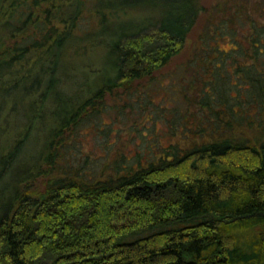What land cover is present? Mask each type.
Masks as SVG:
<instances>
[{"label":"trees","instance_id":"16d2710c","mask_svg":"<svg viewBox=\"0 0 264 264\" xmlns=\"http://www.w3.org/2000/svg\"><path fill=\"white\" fill-rule=\"evenodd\" d=\"M85 1L94 23L79 29ZM202 13L188 76L172 70L168 106L149 110V83ZM82 36L103 43L105 72L48 117L59 64ZM139 88L152 132L142 148L116 151L108 172L68 152L109 99ZM2 131L0 264H264V0H0Z\"/></svg>","mask_w":264,"mask_h":264},{"label":"rangeland","instance_id":"374dc122","mask_svg":"<svg viewBox=\"0 0 264 264\" xmlns=\"http://www.w3.org/2000/svg\"><path fill=\"white\" fill-rule=\"evenodd\" d=\"M217 1L218 0H199L201 5L207 7L215 4ZM89 5L90 4L87 3V1L84 2V10L80 14V19H78V21H80L79 29H88L94 23V14L87 8ZM133 12L135 13L134 10H131L128 15L136 18L138 14H134ZM148 15L150 16L151 14L149 13ZM204 19L205 13H202L197 23L188 33L182 51L174 57L170 65L166 67L160 75H158L159 79L157 82L149 83L147 90L149 92V96L154 100L153 105H147L149 110H155V105L164 108L167 105L166 102L169 101L165 97H168L169 93L171 96L173 95L174 90L172 88H175V85L169 79V75H174L169 74L173 72L172 70L183 64V66H181L182 68L176 70L178 71L176 75L182 74L181 76L183 77L188 76L189 69H187V63L185 62L189 60L197 50L199 34L206 23L204 22ZM82 37L79 38L80 40L74 45L75 50L68 51L65 57L66 63H62V66L61 63L59 64L60 69L56 72V78H61V82L63 84L61 82L59 84L54 83L55 86L51 92L54 94L53 100L44 107V111H46L45 113L48 117L57 116L63 113L64 100L66 97L84 93L85 89L82 86L87 85L86 82L92 77V71L96 72L100 70L105 72V70H103L104 68L102 69L104 61H102V63L99 61L102 57L104 49L103 43L95 44L94 41L91 43L89 40H85L88 36ZM219 45L220 47L227 49L232 45V43L223 39L219 42ZM77 54L79 57H76ZM33 70L38 72L39 69L34 68ZM100 71L98 73H100ZM185 80L188 79L185 78ZM171 84H173L172 87H170ZM140 90L141 89L139 88L138 90L133 91L130 95H128V97L125 93H121L118 94L116 98L109 99L105 105V110L100 112L98 117H93L79 127L76 138H74L73 144L70 145L68 152L76 155V158L80 160L85 157V155H88L89 159H94L99 163L100 170L105 167L104 172H108L109 168L106 164H108L113 156H115L116 151L123 152L125 155L129 156L134 153L136 149L142 148L144 146L145 139L151 137L152 132L145 128L149 126L148 122H145L143 127L141 126L144 121L143 114L142 111L136 107V102L138 101L137 91ZM125 100L132 103L131 108V104H129V106L126 104L124 106ZM23 103L20 104V109L23 107ZM23 111L24 108H22L17 114L18 120H21V113ZM12 117L14 118V116L10 117L9 124H12ZM98 119L101 122H113V129L110 133L105 134L97 131L94 126L98 128V125L96 124L98 123L96 122ZM165 122L158 119L154 125L159 134L164 132V134H169L171 132L168 127L169 122ZM21 127L20 129H22ZM136 129H138V131ZM10 130H12V125L9 131ZM6 133H4V131L0 133V147L3 149H5L6 144L9 143ZM142 134H145V137H143ZM12 137L13 133L11 132L9 138ZM14 137L17 138V135H14ZM41 138L42 137H40L39 134H35L31 139L33 141L36 139L40 140ZM6 150L7 148L3 151ZM28 152H30V148H27L26 151H24L21 159L25 158L28 155ZM120 152L116 154H119Z\"/></svg>","mask_w":264,"mask_h":264}]
</instances>
